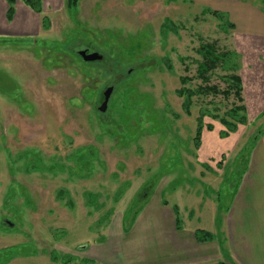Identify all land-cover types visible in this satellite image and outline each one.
<instances>
[{
	"label": "rangeland",
	"instance_id": "1",
	"mask_svg": "<svg viewBox=\"0 0 264 264\" xmlns=\"http://www.w3.org/2000/svg\"><path fill=\"white\" fill-rule=\"evenodd\" d=\"M24 1L9 19L0 0V264L236 259L225 216L264 132V46L259 63L190 0ZM202 44L230 56L207 83L196 73ZM80 46L99 60L84 61ZM229 75L241 79L242 103L219 94ZM116 78L104 120L97 98ZM242 106L246 122L230 131L219 119ZM196 229L220 252L197 245Z\"/></svg>",
	"mask_w": 264,
	"mask_h": 264
},
{
	"label": "crops",
	"instance_id": "2",
	"mask_svg": "<svg viewBox=\"0 0 264 264\" xmlns=\"http://www.w3.org/2000/svg\"><path fill=\"white\" fill-rule=\"evenodd\" d=\"M190 2L202 10L222 14L233 24L231 32L236 36L238 43H241L242 47L248 44V49L254 50L257 62L263 61L261 50L258 53L256 49L264 46V0H190ZM254 146L250 163L240 179L229 212L225 216L226 220L228 219L226 221L228 227H232L231 232H235L237 255L236 259L234 256L226 257L229 258V262L234 260L236 264H264V135L259 137ZM231 216L234 221L230 219ZM225 233L222 236L224 245L228 243L226 237L228 233L226 235ZM192 238L194 241L193 233ZM215 240L202 244L194 242L200 246L215 243L220 252L221 246Z\"/></svg>",
	"mask_w": 264,
	"mask_h": 264
},
{
	"label": "trees",
	"instance_id": "3",
	"mask_svg": "<svg viewBox=\"0 0 264 264\" xmlns=\"http://www.w3.org/2000/svg\"><path fill=\"white\" fill-rule=\"evenodd\" d=\"M5 1L7 2L8 6H9L8 18L10 19L12 17L13 6L15 3V0H5ZM78 1L79 0H66V5L68 8H74V7H76ZM24 2L32 7L31 2H29L27 0H25ZM202 13L203 14L207 13L208 15H211L215 19L217 18L218 21H221V23L219 25L221 26L222 30L227 31L228 29H231V30L233 29V24L230 21H227L224 18V16H222V14H220L218 12L206 10V9L203 10ZM197 53L202 58V62L197 64L196 73H197V77L200 78L202 80V82L207 83L209 81V74L211 72H213L215 69H217L218 67H220V64L224 68V70L228 69L229 60L227 61V59H229L230 56L228 57V55H226V54L220 55L219 53H217L215 46L213 44H202V45H200L199 48L197 49ZM181 81L183 84L188 82V80L186 78H183ZM226 82L228 84L225 87V90L221 91L220 93L218 92V89L214 86L213 87L205 86V87H203V89L205 92L211 91L214 93H219L222 96H224V98H226V99L229 98L230 94L232 93L233 96L236 98V100L239 101V103H242V101H241V94H242L241 79L237 75H229V77L227 76ZM178 92L181 96H185V94H188L189 98H191V95L192 96L194 95V94H192L191 91H189L188 88H185V87L180 89ZM198 92H200V88H197L196 93H198ZM184 106H187V107H185V109L188 110L190 107V101L186 99L184 102ZM243 110H244L243 106L242 107H234L231 109L230 112H228V114L226 116H224L225 115L224 114L223 117L220 118L219 120L221 121V123H223L225 125V127L227 129H229L230 131H232V130L234 131V130H236L238 124L243 125L246 122V120H245L246 116L244 114L241 115V113H243ZM217 117L213 116V118H217ZM203 127L204 126H203V122H202V117H200L197 120L195 136L193 139L194 149H197L199 147ZM206 128L209 131H211V129H212V127L210 125H207ZM262 135H264V132L261 133V135L259 137H261ZM222 136H226V132ZM259 137L255 139L253 144H255L257 142ZM206 168H208V167H206ZM90 206H92V205H90ZM162 206H168V203L162 202ZM171 211H172V214L174 217V227L177 231H181L183 229V227H182V223H181V220L179 217L178 207L173 206L171 208ZM193 237H194V241L198 244L213 242L215 240V236L213 233L206 231V230H203V229L194 230ZM218 264H232V262L231 261L228 263L220 262Z\"/></svg>",
	"mask_w": 264,
	"mask_h": 264
},
{
	"label": "water",
	"instance_id": "4",
	"mask_svg": "<svg viewBox=\"0 0 264 264\" xmlns=\"http://www.w3.org/2000/svg\"><path fill=\"white\" fill-rule=\"evenodd\" d=\"M74 53L79 55L86 62L99 60V55L88 47H84V46L77 47L74 49ZM117 80L118 79L116 78L115 80L109 82L101 92L100 98H102V100L99 101L97 104L98 112L102 114L105 112L109 98L114 90L115 85L117 84ZM6 224L9 228L13 227V224L10 222H6Z\"/></svg>",
	"mask_w": 264,
	"mask_h": 264
},
{
	"label": "flooded vegetation",
	"instance_id": "5",
	"mask_svg": "<svg viewBox=\"0 0 264 264\" xmlns=\"http://www.w3.org/2000/svg\"><path fill=\"white\" fill-rule=\"evenodd\" d=\"M90 48V47H89ZM104 64L106 65V61H104ZM100 95H101V93L99 94V97L97 98V104H98V102L99 101H101L102 100V98H100ZM111 97V96H110ZM106 111H107V108H106V110H105V112L102 114V113H100L102 116H103V119L104 120H106ZM82 249H86L85 247H83Z\"/></svg>",
	"mask_w": 264,
	"mask_h": 264
}]
</instances>
